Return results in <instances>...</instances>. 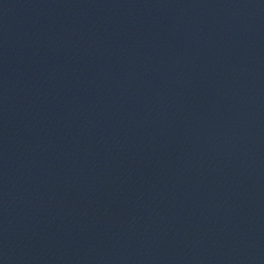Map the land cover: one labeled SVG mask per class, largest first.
I'll list each match as a JSON object with an SVG mask.
<instances>
[{"label": "water", "instance_id": "95a60500", "mask_svg": "<svg viewBox=\"0 0 264 264\" xmlns=\"http://www.w3.org/2000/svg\"><path fill=\"white\" fill-rule=\"evenodd\" d=\"M0 264H264V0H0Z\"/></svg>", "mask_w": 264, "mask_h": 264}]
</instances>
